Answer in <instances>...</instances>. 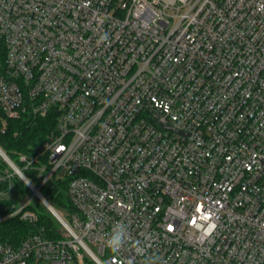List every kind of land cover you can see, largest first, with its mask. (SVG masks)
<instances>
[{
	"label": "built area",
	"instance_id": "2783aa9c",
	"mask_svg": "<svg viewBox=\"0 0 264 264\" xmlns=\"http://www.w3.org/2000/svg\"><path fill=\"white\" fill-rule=\"evenodd\" d=\"M51 110L19 158L68 178V236L0 242V264H264V0H0L3 130ZM0 156V220L35 224L39 187Z\"/></svg>",
	"mask_w": 264,
	"mask_h": 264
},
{
	"label": "trees",
	"instance_id": "16d2710c",
	"mask_svg": "<svg viewBox=\"0 0 264 264\" xmlns=\"http://www.w3.org/2000/svg\"><path fill=\"white\" fill-rule=\"evenodd\" d=\"M3 122L4 116L0 112V146L19 167L23 168L27 177L39 187L42 195L54 208L69 220V215L75 210V207L67 193L68 178L53 177L42 183L45 175L39 177L37 166L39 163L45 162L46 157L40 156L41 162L37 163L35 167L28 168H24L25 164L19 158L21 154L29 157L39 155L47 135L56 129L57 113L51 110L46 116H41L26 111L19 118H7L5 130H3ZM0 158V167L6 166L7 163L1 156ZM23 186L27 189L26 194ZM16 188L21 190L24 197H29L32 194L20 178L19 181H16ZM34 198L29 207L38 213V221L32 224L21 220L18 215L0 220V242L17 243L22 236L32 232H41L44 236L53 239L68 236L67 230L58 218L41 200L37 197L34 200ZM86 259L90 264H97L90 258Z\"/></svg>",
	"mask_w": 264,
	"mask_h": 264
},
{
	"label": "clouds",
	"instance_id": "9594fccd",
	"mask_svg": "<svg viewBox=\"0 0 264 264\" xmlns=\"http://www.w3.org/2000/svg\"><path fill=\"white\" fill-rule=\"evenodd\" d=\"M107 39V34H104L100 37V41H106ZM128 239V226L123 222H117L113 225L110 234L107 236L105 247L112 253H118L128 242ZM97 264H106V261L98 259ZM146 264H160V258L148 257Z\"/></svg>",
	"mask_w": 264,
	"mask_h": 264
},
{
	"label": "water",
	"instance_id": "95a60500",
	"mask_svg": "<svg viewBox=\"0 0 264 264\" xmlns=\"http://www.w3.org/2000/svg\"><path fill=\"white\" fill-rule=\"evenodd\" d=\"M170 129H173L172 126H169ZM38 191V197L43 201V203L49 208V210L58 218V220L64 224L65 220L61 216V214L54 208V206L42 195V193Z\"/></svg>",
	"mask_w": 264,
	"mask_h": 264
},
{
	"label": "rangeland",
	"instance_id": "374dc122",
	"mask_svg": "<svg viewBox=\"0 0 264 264\" xmlns=\"http://www.w3.org/2000/svg\"><path fill=\"white\" fill-rule=\"evenodd\" d=\"M0 160H1V158H0ZM15 180L16 181H19V178L18 177H15ZM23 189H24V191H25V194L27 193V189H26V187L25 186H23L22 187ZM36 199V197L34 198V200ZM87 258H89V257H87ZM32 264H52L50 261H40V262H38V263H32ZM69 264H77L75 261H71ZM84 264H90V262H89V260L88 259H86L85 261H84Z\"/></svg>",
	"mask_w": 264,
	"mask_h": 264
}]
</instances>
